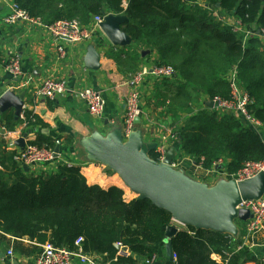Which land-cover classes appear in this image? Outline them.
<instances>
[{
  "label": "trees",
  "instance_id": "obj_1",
  "mask_svg": "<svg viewBox=\"0 0 264 264\" xmlns=\"http://www.w3.org/2000/svg\"><path fill=\"white\" fill-rule=\"evenodd\" d=\"M14 1L48 24L77 19L88 25L95 15H126L123 30L137 44L158 52L156 64L178 71L176 94H168L171 80L165 78L157 91L165 113L173 120L177 153L181 151L205 168L222 157L230 175L245 162L264 158V137L256 127L205 101L217 95L230 98L234 72L253 101L250 111L264 123V42L257 32L264 29V0ZM225 13L240 20L241 28L254 24L257 31L247 35L236 30L221 18ZM124 53L126 67L136 72L141 54L138 50L120 52ZM20 121L32 129L45 125L28 108L18 121L12 112L0 117V125L7 129ZM28 143L50 149L57 145L40 133ZM151 157L157 160V153ZM5 158L11 169L8 173L0 170V241L14 236L19 252L25 250L18 240L27 238L41 245L81 247L96 255L101 264H146L175 223L169 210L148 197L127 200L122 187L88 183L80 166L60 163L55 172L31 174L14 159V153ZM172 243L177 264H257L255 254L240 240L214 229L185 226L172 237ZM214 253L222 258L217 260Z\"/></svg>",
  "mask_w": 264,
  "mask_h": 264
},
{
  "label": "crops",
  "instance_id": "obj_2",
  "mask_svg": "<svg viewBox=\"0 0 264 264\" xmlns=\"http://www.w3.org/2000/svg\"><path fill=\"white\" fill-rule=\"evenodd\" d=\"M10 12L9 2L0 0V96L8 90L16 95L24 94V109L33 110L45 125L37 129L27 128L22 121L17 122L11 129L0 125V170L5 173L10 172L11 164L5 157L11 153L15 155L29 140L35 139L40 133L52 140H60L56 145V147L60 146L58 158L48 163L28 165L24 168L25 171L31 174L55 172L58 164L68 163L80 166L90 184H99L104 188L116 185L124 189V197L127 200L137 197L138 195L126 185L117 172L110 170L100 161L91 160L84 144L99 137L106 141L115 139L128 141L122 130L126 87L121 83L132 74V71L124 62L125 53L120 54L123 51L138 50L141 54L136 61L138 67H148L149 70L140 86L142 113L137 127L141 131L143 146L146 147L148 142L158 144L159 137L173 129V120L165 113L161 98L157 94L160 88L158 85H163L165 77H160L152 71L153 65L159 58L158 52L137 44L133 39L129 45H114L102 28L97 29L92 38L80 41H57L45 26H32L24 21L6 24L4 20ZM223 16L228 23L236 21L232 13H225ZM241 29L247 35L257 31L254 24ZM257 32L260 33V30ZM262 39L264 42V38ZM59 46L64 50L60 51ZM144 50L149 52L143 55ZM11 53H17L21 58L22 74L15 80L7 69L8 57ZM49 75L66 80L71 89L93 87L101 91L106 101L103 115L99 117L90 115L85 104L72 93L55 98L43 95L40 92L42 81ZM166 79L171 80L168 94H176L178 80L175 77ZM209 100L205 98L207 105ZM5 112H12L17 121L21 117L16 114L13 107ZM182 117L184 119L186 115ZM257 128L264 137V123ZM25 133H27L25 145L20 144L19 140ZM9 141H15L16 146L9 148L7 146ZM178 143V141L166 140L167 146L180 150ZM156 148L148 150L150 157L152 152H156ZM227 166L224 161L215 167L205 168L195 163L190 156L184 155L176 169L182 170L192 180L211 188L217 186L223 179H230ZM250 217L251 215L247 219H235L237 233L231 236L240 240L241 245L248 247L255 254L257 264H264V223L257 231L248 234L245 226ZM174 225L178 230L185 228V225L177 222ZM7 237V240L0 241V264H36L43 249L41 244L23 238L18 241L23 242L21 245L25 251L19 252L16 238L11 235ZM9 249L14 250L13 255L8 253ZM213 257L217 260L222 258L216 253ZM150 264H177L174 248L173 254L169 255L167 243L163 242L157 248L154 261Z\"/></svg>",
  "mask_w": 264,
  "mask_h": 264
},
{
  "label": "water",
  "instance_id": "obj_3",
  "mask_svg": "<svg viewBox=\"0 0 264 264\" xmlns=\"http://www.w3.org/2000/svg\"><path fill=\"white\" fill-rule=\"evenodd\" d=\"M219 5V4H218ZM128 21L124 14H108L101 23V28L114 45H129L132 37L122 29ZM149 50H144L145 55ZM24 94L16 95L8 90L0 96V115L13 107L17 115L24 109ZM214 101L208 105L213 107ZM140 117L136 123H140ZM27 133L19 140L25 145ZM128 141L115 139L106 141L102 137L85 142L89 158L106 164L110 170L117 172L126 185L139 197H148L152 202L169 210L175 222L196 228L214 229L230 235L237 233L234 220L247 219L251 213L238 205L246 199H258L264 195V171L253 177L235 180L223 179L215 187H207L186 176L182 170L172 166L177 156V149H168L163 161L149 156L148 150L157 147L156 142L143 146L141 131L136 126L129 135ZM60 146L55 149L58 155ZM28 167V165H24ZM178 227L170 225L164 242L167 243L169 255L173 254L172 237ZM120 247L119 244H117Z\"/></svg>",
  "mask_w": 264,
  "mask_h": 264
},
{
  "label": "built area",
  "instance_id": "obj_4",
  "mask_svg": "<svg viewBox=\"0 0 264 264\" xmlns=\"http://www.w3.org/2000/svg\"><path fill=\"white\" fill-rule=\"evenodd\" d=\"M7 1L10 4L11 12L4 20L6 24H14L18 21H24L32 26H45L57 41H80L92 38L95 31L101 28V23L106 17V15H95L88 25L82 24L77 19H58L48 24L44 22L41 17L31 15L27 9L21 7L14 0ZM222 17L224 18V16H221V18ZM229 24L235 25L236 30H241L240 20L236 19L234 23ZM259 34L264 38V29H261ZM59 49L60 51L64 50L62 46H59ZM7 69L12 74L14 80L21 76V58L17 53H11L8 57ZM152 69L155 74L165 78H174L178 74V71L171 65L155 64ZM148 71V67H141L136 72L130 74L126 80L121 83L126 87L123 102L124 120L122 123V130L125 137H129L131 132L137 126L136 119L140 117L142 113V94L140 86ZM40 92L51 98L65 96L68 93H72L77 99L85 104L89 114L94 117L103 115L105 111L106 101L101 91L93 87L71 89L66 80L56 78L53 75H49L43 79ZM213 101L215 103L214 107L217 111L238 114L254 127L262 125V122L250 111L249 106L253 101L248 92L241 89L234 72L231 74V97L226 98L217 95L213 98ZM166 140L176 141L177 133L171 129L159 137L156 148L158 161H163L170 148L166 145ZM56 143L59 144L60 140L57 139ZM7 146L13 148L16 146V143L15 141H9ZM55 153V148H40L27 142L22 150L16 152L14 159L21 165L48 163L58 158V155ZM224 161V158H219L213 163V167L224 163ZM178 163H180V161L176 158L173 161L172 166L176 168L178 167ZM261 171H264V158L261 160L245 162L236 173L229 174V178L243 180L253 177ZM238 208L246 209L251 213V217L247 220L245 226V230L248 234L257 231L264 223V195L258 199L243 200L238 205ZM42 248L43 249L36 260V264H101L81 247L71 250L67 247H59L51 242H47L42 245ZM8 253L13 255L14 250L9 249ZM154 258L155 256L152 259H147V263H152Z\"/></svg>",
  "mask_w": 264,
  "mask_h": 264
},
{
  "label": "rangeland",
  "instance_id": "obj_5",
  "mask_svg": "<svg viewBox=\"0 0 264 264\" xmlns=\"http://www.w3.org/2000/svg\"><path fill=\"white\" fill-rule=\"evenodd\" d=\"M228 16V15H227ZM261 133V132H260ZM262 135H263V133H262ZM184 157V153H182L181 151H179L178 153H177V160H181L182 158Z\"/></svg>",
  "mask_w": 264,
  "mask_h": 264
},
{
  "label": "bare ground",
  "instance_id": "obj_6",
  "mask_svg": "<svg viewBox=\"0 0 264 264\" xmlns=\"http://www.w3.org/2000/svg\"><path fill=\"white\" fill-rule=\"evenodd\" d=\"M107 15H108V14H107ZM107 15H106V16H107ZM260 31H261V30H260ZM260 36H261V35H260ZM261 37H262V36H261ZM262 38H263V37H262ZM152 71H153V69H152ZM212 100H213V99H212ZM213 107H214V106H213ZM256 128H257V127H256ZM257 130H258V128H257ZM170 148H171V147H170ZM165 156H166V155H165ZM157 161H158V160H157ZM174 168H175V167H174ZM173 225H174V224H173Z\"/></svg>",
  "mask_w": 264,
  "mask_h": 264
}]
</instances>
